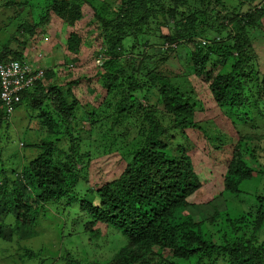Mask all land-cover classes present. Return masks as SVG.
Wrapping results in <instances>:
<instances>
[{
  "label": "trees",
  "instance_id": "1",
  "mask_svg": "<svg viewBox=\"0 0 264 264\" xmlns=\"http://www.w3.org/2000/svg\"><path fill=\"white\" fill-rule=\"evenodd\" d=\"M78 1L38 0L34 21L27 23L20 16L31 3L29 9L33 8L32 0H0L1 9L13 11L21 21L15 36L0 29L5 34L0 39V65L22 61L26 47L35 41L40 27L50 24L52 15L73 30L83 19ZM256 2L246 1L249 8L244 15L227 12L222 25H216L212 17H196L194 13L195 17L186 18L185 13L172 12L165 0H111L112 9L106 5L107 9L94 12L88 26L93 25L96 34L90 42L102 40L97 57L103 64L93 77L100 81L106 96L113 97V104L105 98L97 107L80 103L72 90L76 80L69 82L64 92L38 82L21 94L14 110L22 106L31 110L35 116L29 118L41 120L39 131L49 138L63 130L57 142L68 138L72 146L65 154L58 153L55 142L23 144L34 157L19 174L11 176L7 174L8 160L0 158V241L36 238V224L46 207L57 210L63 203L69 208L78 206L80 216L88 215L85 226L92 238L101 235L96 227L104 225L127 239L109 260L84 259L80 264H264V239L260 240L264 233V194L249 196L250 210L239 214L230 213L229 201L245 194L240 189L243 185L264 177V128L259 126L264 125V79L260 92L254 93L247 69L254 52L245 31L262 18L263 10ZM152 21L168 30L161 44L164 47H154L156 39L148 33ZM144 28L147 35L139 42ZM71 30L63 59L68 53L77 57L82 43L88 40L83 32ZM148 47L152 49L149 53L145 51ZM181 64L182 71H177ZM54 76L51 69L46 70L45 82ZM181 77L188 82L194 77L208 85L215 105L237 137L229 146L232 155L223 175L222 193L206 205L189 201L200 188V180L188 155L185 130L198 126L191 98L173 82ZM80 109L84 113L78 118ZM9 119L0 102V139L10 125ZM106 121L111 122L108 128ZM81 122L102 130L106 127L98 140L104 147L109 139H118L116 126L136 129L131 140L134 145L128 143L129 154L122 157L126 166L120 175L98 190L87 189L84 195L75 192L84 179V170H76L83 159ZM245 127L262 129L261 135L246 133ZM84 132L89 134V130ZM29 253V259L38 256L31 250Z\"/></svg>",
  "mask_w": 264,
  "mask_h": 264
},
{
  "label": "rangeland",
  "instance_id": "2",
  "mask_svg": "<svg viewBox=\"0 0 264 264\" xmlns=\"http://www.w3.org/2000/svg\"><path fill=\"white\" fill-rule=\"evenodd\" d=\"M32 1L35 3L33 8L29 9L33 4L31 3L24 14L20 16V19L22 21L26 20L27 23L34 21L37 12L38 0ZM110 1L87 0V4L83 0L78 1L82 8L83 19L74 24L73 30L83 32V37L88 38V40L85 39L82 43L77 57L69 53L64 57L66 61L68 58H77L71 71L68 70L71 68L70 66H63L69 62H62V58L63 54H67L65 48L66 38L72 28H68L64 20L53 15L52 21L48 26L39 28L35 41L33 39L30 45L26 47L29 51L28 53L25 52V55L29 59L31 54L33 59L38 56L37 53H41L45 63L42 64L41 62V66L50 68L55 74L50 81L45 82L44 86L48 84L61 85L64 90L66 84L76 80L78 83L73 86L72 90L80 103L88 102L90 105L93 104L94 107H97L101 102H104L105 98L113 104V97H107L100 85V81L93 77L97 70L100 71V67L103 64L97 57V50H99L102 40H96L94 44H91L90 41L96 32L93 25L88 26V22L92 21L94 12H101L102 8L107 9L106 5H109L112 9ZM246 1L210 0V3L207 0H203V2H200V0H165V6L167 9L170 8L172 12L185 13L184 17L186 18L194 16L195 13L196 17H199V15L204 16L206 19L212 17L216 20V25H222V18L227 12H233L240 16L244 15L247 8H249ZM256 3L263 10L262 18L255 27L253 25L252 28L247 27L245 31L246 36L250 38L249 41L254 52L250 53L251 59L247 68L251 73L253 83L251 84V90L254 93H259L261 88L259 85L264 79V0H257ZM0 5H2V2ZM29 10H31L32 16L29 15ZM13 14V11H3L0 7V29L15 36L21 21L14 17ZM148 33L156 39L154 47L158 48L160 46L161 48L168 30L152 21L149 23ZM146 35L147 30L144 28L143 33L138 35L139 42ZM4 37L5 34L0 30V39ZM127 47L130 49V45ZM11 48L15 49L16 45L12 43ZM145 51L149 53L152 49L148 47ZM55 58L56 60L54 61L53 59ZM181 66L182 64L176 67L177 71H182ZM85 78L89 79L86 80ZM180 79L181 81H179ZM180 79H175L173 82L191 98L192 101L190 102L193 104L195 121L198 126V129L195 130H185L188 135L187 144L190 145L188 155L200 180V188L191 196L189 201L206 205L222 193L223 175L229 161H231L232 155V148L229 146L236 143L237 137L227 117L215 105L209 93L208 85L194 77H190L189 82L182 77ZM82 113H84V110L80 109L77 117H81ZM30 115L35 116V113L24 106L17 108L10 117L11 124L2 133L0 139V151H2L0 158L8 160L6 167L7 174L10 176L12 173L19 174L23 165L34 157L30 151H27L29 149H24L23 144L36 145L38 142L40 144L42 142H55V148L58 149V153L61 151L65 154L69 153L72 146L68 138L57 142L62 137L63 130L60 135L49 138L45 136L38 129V123L41 120L29 118ZM105 123L107 128L111 125L110 121ZM78 125L82 126L79 144L80 155L83 159L81 163H77L76 170L77 172L84 170V179H81V182L78 183V188L75 192L84 195L87 189L98 190V188L120 175L126 166L122 157L129 154L131 148L128 143L134 145L131 140L136 136V129L130 128L128 125L116 126L115 135L118 139L116 141L109 139V143L104 147L98 140L100 135L105 133L106 127L103 130L98 126L88 127L85 122H81ZM259 126L262 129L264 128L263 123H260ZM245 128L247 129L245 130L246 133H253L257 137L261 135L262 129L259 131V129L251 130L249 127ZM84 130H89V134L84 132ZM171 134L175 135L176 133L171 132ZM1 145L6 146L1 148ZM120 150H123L124 153L119 154ZM245 154H247V151L244 152ZM23 156L26 157L23 159ZM61 158L63 157L61 156ZM261 178L254 179L243 185L240 189L245 194L241 193L231 199L229 198L230 213L232 215L250 210L251 201L249 202V196L264 194V177ZM95 199V203L98 204L97 196ZM58 206L57 210L54 208L55 206L46 207L45 214H42L43 217L40 219L36 229L38 230L36 238H32L29 241H14L11 243H2L0 241V264H43L39 257L26 259L28 253L25 250H31L35 254L39 253L46 260L44 264H73L62 259L65 254H70L74 264L78 260H81L82 263L85 261L83 259L105 262L120 252L125 246L127 241L125 236L121 232L107 228L104 225L98 226L101 231L100 239L89 243V235L84 231V225L88 219L80 217L78 206L77 208L74 206L69 208L68 205L66 206L63 203ZM211 214H208L206 218L210 217ZM262 239H264V233L260 236V240Z\"/></svg>",
  "mask_w": 264,
  "mask_h": 264
},
{
  "label": "built area",
  "instance_id": "3",
  "mask_svg": "<svg viewBox=\"0 0 264 264\" xmlns=\"http://www.w3.org/2000/svg\"><path fill=\"white\" fill-rule=\"evenodd\" d=\"M42 56L38 54L34 64L28 61L11 62L0 67V101L9 113L12 105L20 101V93L32 88L43 78Z\"/></svg>",
  "mask_w": 264,
  "mask_h": 264
},
{
  "label": "clouds",
  "instance_id": "4",
  "mask_svg": "<svg viewBox=\"0 0 264 264\" xmlns=\"http://www.w3.org/2000/svg\"><path fill=\"white\" fill-rule=\"evenodd\" d=\"M28 49H26V53H28ZM37 54H40L41 55V53H37ZM65 55V54H64ZM42 56V55H41ZM36 58L37 57H35V58H33L32 59V56H31V54H30V58L29 59H27V56L24 54V59L22 60V61H16V60H10V61H8L7 63H4V64H1L0 65V67H2V66H4V65H7V64H9V63H11V62H24V61H28L31 65L32 64H34L35 63V61H36ZM58 59V58H57ZM54 61L56 60V58L55 59H53ZM72 59H70L69 58V61H71ZM66 60H64L63 58H62V62H65ZM68 61V62H69ZM42 64H45L44 63V59H43V63ZM73 63H71V62H69L68 64H66V65H63V66H65V67H68V66H70L71 68L70 69H68L69 71H71L72 70V68H73ZM48 69H50V68H44V75H43V78L41 79V80H39L38 82H42V83H45V72H46V70H48ZM47 81H50V80H47ZM37 82V83H38ZM67 85V84H66ZM53 86L54 87H57V88H59L60 89V91L61 92H64V91H66L67 89H66V87L67 86H65V89L63 90V86H61V85H54L53 84ZM34 87V86H33ZM32 87V88H33ZM31 89V88H30ZM27 90H29V89H26V90H24V91H22L21 93H20V97H21V94L23 93V92H25V91H27ZM1 102V101H0ZM20 102V101H19ZM18 102V103H19ZM18 103H16V104H18ZM14 106H15V104L14 105H12V110L8 113L7 112V117H11V115L15 112V110H14ZM9 122H10V119H9ZM10 124H11V122H10ZM81 218H87L88 219V215L86 214V215H81L80 216ZM39 219V218H38ZM41 219V218H40ZM40 219L38 220V223L36 224L37 226H36V228H35V230L37 229V227H38V224H39V221H40ZM89 222V219H88V221L85 223V225L87 224ZM84 225V231L89 235V243H93V242H95V241H97V240H99L100 239V236L97 238V239H95V238H92L91 237V235L87 232V227ZM95 227V226H94ZM96 228H98V226L96 227ZM99 229V228H98ZM38 230H36V232H37ZM20 240V238L18 237L17 239H15L14 241H19ZM26 239H24L23 241H25ZM29 241V240H28ZM25 251H27L28 252V255L30 254L29 253V250H25ZM38 256H34L33 258L35 259V258H41V260H43V264L45 263V259H43L41 256H40V254L38 253L37 254ZM26 259H29V258H27L26 257ZM62 259L64 260V261H66V262H72L73 264H74V261H73V259H72V257L70 256V254H65L63 257H62ZM84 260V259H83ZM88 260H92V259H88ZM79 262V264L81 263V260H78L77 262H76V264Z\"/></svg>",
  "mask_w": 264,
  "mask_h": 264
}]
</instances>
